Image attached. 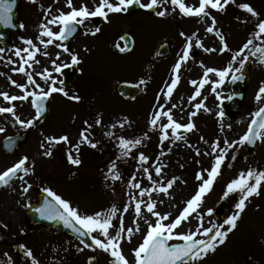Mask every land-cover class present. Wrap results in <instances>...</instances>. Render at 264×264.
<instances>
[{"label": "rangeland", "instance_id": "rangeland-1", "mask_svg": "<svg viewBox=\"0 0 264 264\" xmlns=\"http://www.w3.org/2000/svg\"><path fill=\"white\" fill-rule=\"evenodd\" d=\"M20 1L21 11L18 20L23 25L24 31L20 36H12L8 46L3 47L0 43V48L5 49L4 53H0L3 57L0 59V73H3L0 75V91H6L10 95L22 93L9 82L7 77L10 76L12 80L20 84L26 83L24 75L12 71L13 67H18L19 61V58L14 55V49L27 47L23 39H32L38 44L36 38L40 31L39 25L45 17V9L51 7L53 15L58 14V10L69 11L65 6V0H36V3H32L31 0ZM84 2L92 8L98 0H84ZM141 2L147 3L148 0H141ZM183 2L195 7L199 5V0H183ZM80 3L81 0H74L75 6L79 7ZM240 3H249L260 13V18L264 19V0H236L235 3H229L223 12L209 9L211 16L216 18V28L225 36L229 48L223 53H206L202 48L193 46L190 50L191 58L182 64L179 71V83L170 99L164 97V92L173 77L172 68L178 58L177 54L182 53L184 48L185 39L180 36V33L191 35L195 32L205 47H220L218 38L205 32L206 26L210 24V19L207 17L201 21L197 17L182 16L178 7L175 12H172V5L169 3L163 5L169 10V14L163 18L153 15L147 9L143 12L110 14L107 21L103 19L99 26L101 31L96 35L90 32L85 34L86 31L94 29L92 24L85 23L81 26V32L68 47L70 53H65L55 44L50 45L46 50L42 45H38L41 48V52L36 55L39 64H33L28 70L33 72L37 83L41 84L45 90L48 89L49 84L35 73L48 69L52 79L56 81L55 86L62 87L63 76L61 72L55 71L52 61L55 60L56 64L64 68V65H73L71 54L78 56L80 61L77 64L78 76L73 87L65 90L69 95H79L80 100L78 102L69 100L59 92L53 93L50 96L48 115L43 121L36 122L30 128H23L16 124L9 113L0 114V128L4 129L0 132V147L5 138L23 134L15 155H6L0 148V172L11 167L24 156L29 158L27 166L33 169L28 175L21 170L17 178L0 191V217L4 219V223L0 224V233H8L12 236L9 244L15 246L27 236L24 234V228H29L25 219L29 207H25V204L38 203L37 197L44 188H50L63 199L68 200L81 214L92 215L97 211H106L113 205L122 210L125 204H131L129 211L123 213L124 224L125 227H134L132 223L135 216L134 204L129 197L130 194L138 195L139 189L129 187L128 182L135 174V182H139L142 188L151 189L152 183L141 170L143 167L149 169L152 179L157 184H166L173 177L179 178L167 195L160 192L151 194V198L156 201V211L162 214L171 213L170 219H174L179 214L185 202L199 188L200 181L195 179L196 174L211 168L213 157L204 155L209 151L210 145L219 140L221 147H224L225 139L230 142L238 140L247 131L253 119V113L264 105V98L259 102L255 99L259 88L264 84V63L257 59L259 54L252 56L247 50L244 55L249 57L256 70L249 83L242 108L234 103L229 109V117L224 115L221 108V103L229 97L227 84L231 79V73L225 78L226 82L217 88L216 93L212 91L211 81L217 80L218 77L210 73L209 83L201 89V96L189 102V97L193 96L195 88L199 87L204 67L219 70L230 63L233 64V69L239 67L238 62H232V56L248 39L252 38L251 34L256 30L257 23L256 18L237 6ZM157 10L159 9H155ZM242 21L247 22L242 23ZM53 30L59 29L54 26ZM121 33L130 34L134 41L132 52L124 56L115 54L112 50L115 44L122 46L119 40ZM262 39L264 37L254 40V44H261ZM163 42H167L169 47L174 45L171 52L169 51L167 60L165 57L159 59L155 55L158 49L157 44L160 46ZM44 51L48 52L47 56L43 55ZM57 53H59L58 60ZM22 55L25 54L22 53ZM9 58L17 63H7ZM201 62L204 67H201ZM141 80L145 83L141 84ZM192 80H196L197 85H192L190 83ZM125 81L141 86L143 92L135 100L129 101L118 96L115 88L118 83ZM29 90L39 91L34 86H30ZM158 96L159 100H157ZM30 100L31 98L29 101L11 102V105H15L16 114L25 121L32 119L35 115V109L31 107ZM197 102H202L204 107L196 110L194 104ZM173 104L180 107L172 108ZM11 105L0 97V107ZM158 105H163V110L171 109L173 119L182 124L188 122L190 112L196 111L197 115L192 117L196 126L195 130L186 133L178 132L182 139L174 140L169 129V139L161 143L160 127L168 122L167 118L161 117L155 128L149 124L153 114L159 110ZM220 112H223L222 117L219 115ZM98 115L102 120L99 126L94 124ZM124 118H127V123L121 128L119 125ZM85 121L93 125L89 130L90 139L97 142V147L93 149L87 144H82L79 151L82 162L79 166H74L68 163L67 152L71 149V145L77 143L81 129L86 127ZM113 124L116 127H111ZM221 127H223L222 132ZM109 131L114 133L112 137L105 135ZM65 134L69 137V144L63 142L55 144L52 148V156L42 155L43 149L40 145L45 136L59 137ZM145 134H147L146 137ZM121 136L129 140L140 138L142 142L130 148L127 156H121L117 139ZM201 136L208 141L207 144L201 141ZM256 145L255 153L248 151L246 144L237 145L228 150L227 158L221 167V174L216 178L211 190L205 194L203 203L198 208V212L204 217L205 227L223 222L215 220L213 213L211 216L207 215V210H214L222 199L228 202L226 217L235 212V204L241 194L232 193L225 198L223 193L228 182L249 168L264 170V140H259ZM197 149L201 152L199 156L196 155ZM161 152L164 154L161 155ZM140 153L148 157V161L143 165L137 159ZM73 154L75 155V152ZM233 155L236 156L235 160L231 159ZM112 161L116 162L117 171L121 177L119 180L105 179ZM157 166L162 168L159 177L155 174ZM19 176H25V180L32 185L26 194L21 193L24 180H20ZM140 199L147 202L148 196L145 195ZM142 213L154 223L155 218L146 212L144 205H142ZM113 223L118 224V220L114 219ZM137 223L140 231L136 232L134 228L131 242H121L123 254L129 261L134 260L133 249L142 242L147 231V225L143 219L137 220ZM197 225L196 213H193L189 220L176 231L194 230ZM110 232L114 235L115 229H110ZM48 234L46 230L40 228L32 236L28 235L26 244L27 242L31 244L32 240L37 239V246L40 244L42 246L38 252H32L33 256L39 264H69L67 255L63 254L64 258L62 257L63 248L59 250L58 245L54 244L56 242L50 240ZM176 242L171 241V243ZM78 248L82 247L78 246ZM26 249V247L23 248L22 252L25 253ZM98 251L99 264L113 262V258L108 253L101 249ZM11 253L12 262H15V253ZM88 254L85 249L78 251V260L86 264ZM16 261L19 264H31V259L26 256ZM200 264H264V186L261 187L259 196L250 197L246 201V209L238 221V227L229 234L226 243L219 246L214 254L209 253Z\"/></svg>", "mask_w": 264, "mask_h": 264}, {"label": "snow or ice", "instance_id": "snow-or-ice-1", "mask_svg": "<svg viewBox=\"0 0 264 264\" xmlns=\"http://www.w3.org/2000/svg\"><path fill=\"white\" fill-rule=\"evenodd\" d=\"M16 0H0V24L5 27L12 26V10L15 6ZM32 3H36V0H31ZM236 0H199L198 7L186 5L183 0H148L147 3H142L141 0H98L92 8L88 6L84 0H81L79 7L75 6L74 0H65V6L69 11L64 12L63 10H58V14L53 15L51 7L45 9L44 20L39 25V33L37 35V41L34 42L32 39H23V43L27 45L24 48H15L14 55L19 58L18 67H13L12 71L15 73L22 74L26 77V83L20 84L17 81L12 80L11 77H7L9 82L20 90L21 95H10L6 91H0V97L4 101L11 105L13 101H29L32 108L35 109V115L32 119L23 120L19 115L16 114L15 105L0 107V114L9 113L15 120L16 124H19L23 128H30L36 122H38L45 111V101L52 96L53 93H61L69 100L79 101V95H69V93L63 87H56V81L52 79L51 73L48 69H44L42 72L35 73L36 76H40L45 83L49 84L48 89L45 90L41 84L37 83L34 78L33 72L28 69L32 68L33 64H39L36 59V55L41 52V48L38 45H42L43 49H48L50 45L55 44L57 48H62L65 53H70V49L65 46L62 42L69 39L77 31L78 26H83L86 22H89L91 18L102 17L105 21L108 20L110 14L124 13L127 12L131 6L134 4L139 5L142 9L154 10L155 15L158 17H165L169 14V10L163 5L171 4L172 12H175L177 7L182 16L185 17H197L201 21L205 17L210 19V24L205 28L206 33L213 34L219 40L220 47H205L202 41L197 38V33H192L187 35L184 32L180 33L181 37H184L185 44L182 53H178L177 60L172 68L173 77L171 78L170 84L167 85V90L164 92V97L170 99L173 90L177 87L179 83V71L182 64L186 63L190 57V50L193 46L202 48L206 53L220 52L228 50L229 46L226 42V38L223 33L216 28V18L211 16L209 9H214L216 11L223 12L229 3H235ZM240 9L246 11L251 15V17L256 18L257 23L255 24V31L251 34L250 39H248L242 47L233 54L232 62H238L239 67L233 69V64L230 63L223 69H215L211 67H204L201 62V67H204V72L202 78L199 80V87L195 88V94L189 97V102L196 100L197 97L201 96V89L207 83H209V74L213 73L217 80L211 81L212 91L216 93L218 87H220L224 82L225 78L231 73V82L241 79L240 75L244 67L245 62L249 59L244 52L247 50L252 56H257V59L264 63V39L261 40V44H254V40L261 39L264 37V19L260 18V13H258L249 3H240L237 5ZM247 21H242L246 23ZM58 27V31H54L53 27ZM23 27V25H21ZM101 31L99 26L94 27L85 34L96 35ZM121 39H125L123 36ZM60 42V43H57ZM251 46V47H250ZM120 52L131 51L128 43L125 42L124 46L121 47L119 44L116 45ZM5 49L0 48V53H4ZM24 53L25 55H22ZM43 55L47 56L48 52L44 51ZM0 59H3L0 56ZM56 59H59V53H57ZM7 63L16 64L17 62L12 61L10 58ZM71 63L73 65L80 63L79 58L75 54H71ZM53 67L56 72L62 71V66L56 64V61H52ZM27 65V68H26ZM69 65H64L67 67ZM3 75V73H0ZM50 82V83H49ZM62 83V81H61ZM141 84L145 81L141 80ZM192 85H197L196 80L190 82ZM30 86H34L35 89L39 91L29 90ZM163 91V90H162ZM219 99V94H217ZM232 97L229 96L228 99ZM264 98V84L259 88L255 99L257 102ZM160 97H157L159 100ZM180 107V105L173 104L172 108ZM204 107L202 102H197L194 104L196 110ZM158 109L149 120V124L155 128L161 117L167 118V123L160 127L161 143L169 139L168 130H171V135L174 140H180L182 137L178 134L179 130L191 132L195 130V124L192 121V117L197 115L196 111H192L189 114L187 123H179L173 119L172 110H163V105H158ZM208 110V109H205ZM210 111V110H209ZM219 115L222 117L223 112ZM253 119L248 125L247 131L239 137L238 140L228 141L224 140V147H221L220 141H214L209 148V151L205 152L204 155H209L213 157V163L210 169H205L203 172H198L195 179L200 181V185L195 194L185 202V206L179 212V214L174 218L170 219L171 213H161L156 211V201L151 198L152 192H160L165 195L168 194L169 189H171L178 177H173L169 179L166 184H157L156 181L152 179V175L149 173L147 167H143L141 170L147 176V179L152 183V188H142L139 182L136 181V176L133 174L128 182L129 187L139 189L138 195L130 194V201L134 204L135 216L132 221L134 227H125L123 213H127L131 204H125L122 208H117L113 205L106 211H97L92 215L81 214L77 208L72 207L70 202L63 199L61 196L53 192L50 188H44L43 191L51 199H46L43 206L35 209L39 213L40 217L47 220H59L62 221L65 227L71 228L74 232L78 233L80 236H90L92 244L97 248L108 253L112 258L113 262L111 264H200L209 253H215L217 248L224 245L230 233H232L238 227V221L241 219L242 214L246 209V201L250 197L259 196L260 189L264 186V170H256L249 168L247 171H242L238 174L237 178L232 179L226 184V190L223 196L226 198L232 193H240V198L235 204V212L232 215L227 216L222 223L212 224L211 226H204V217L198 212L199 206L203 203V197L208 193L216 178L221 174V167L224 164L227 153L229 149L234 148L237 145L244 144H255L258 140H264V107H260L255 113H253ZM102 120L98 115L94 121V124L101 125ZM127 123V118H124L120 122V127H124ZM85 128L81 129L79 134V139L76 144L71 145V149L67 152L68 163L74 166H79L81 164V159L79 157V151L82 144H87L91 148L95 149L97 147V142H93L90 139L89 130L93 127L92 124H88L87 121L84 122ZM111 127H116L115 124ZM231 127V126H229ZM4 129L0 128V132ZM220 131H223L221 127ZM106 136L112 137L114 133L106 132ZM147 134H145L146 137ZM119 143L118 147L120 149L121 156H127L129 154L130 148H134L141 144V139H125L124 137L117 138ZM201 141L208 143L203 136L200 137ZM12 143L13 141H9ZM69 144V137L65 134L59 137L55 136H45L44 140L41 142V149H43L42 155L46 157L52 156V148L55 144L59 143ZM75 152V155L73 154ZM164 153L161 152V155ZM196 155H201L199 149L196 150ZM138 161L141 165L148 161V157L144 153L138 155ZM232 160L236 159V156L231 157ZM29 164V158L24 156L18 160L11 167L6 168L0 172V187L9 186L10 181L17 178V173L21 170L25 175L32 172V167L27 166ZM231 167V165H229ZM162 168L155 167V174L157 177L161 175ZM206 173V178H205ZM20 180H24V185L21 188V193L26 194L32 187L25 180V176H19ZM105 179L119 180L121 179L119 172L117 171L116 162L112 161L109 165L108 174ZM148 196L147 202L140 197ZM163 203V201H161ZM142 205L146 209V212L155 218L154 223L145 217L142 213ZM25 207H31V204H25ZM196 213V218L198 225L194 230H186L183 232L176 231L182 226L184 222L189 220V217ZM207 215H212V209L207 210ZM117 219L118 224H114L113 220ZM143 219L144 223L147 225L146 234H144L142 242L133 249L134 260L129 261L123 254L121 248V242H131L134 228L136 232L140 231L139 224L137 220ZM167 221V222H166ZM6 227V226H5ZM110 229H115V234L110 232ZM96 233V235H92ZM170 241H177L176 243H169ZM81 244L84 248H88L91 245L85 243L81 240ZM24 247V246H21ZM77 251H83V248H77ZM7 257L8 254L4 253ZM25 256L31 259V264H39V261L33 256L30 249L25 250ZM7 264H12L11 258H8Z\"/></svg>", "mask_w": 264, "mask_h": 264}, {"label": "water", "instance_id": "water-1", "mask_svg": "<svg viewBox=\"0 0 264 264\" xmlns=\"http://www.w3.org/2000/svg\"><path fill=\"white\" fill-rule=\"evenodd\" d=\"M20 8V4L19 1L16 0L15 2V6L13 7L12 10V26L10 27H5L3 24H0V40L4 45H8L9 44V37L11 34H20L22 31L20 30V26L18 25V15H19V9ZM140 7L139 5L134 4L133 6H131V8L128 10V12L131 11H136L139 10ZM92 21L98 25L99 21H96V19H92ZM80 27H77V31L73 34V36L69 37V39L65 40V42L67 44H69L71 42V40L73 39V37L79 32ZM122 37V36H121ZM123 37L125 39H123L122 41L127 42L129 47L132 49V45H133V40L132 38L127 35V34H123ZM114 51L118 52V53H126V52H120L119 49L114 46ZM128 52V51H127ZM167 52V48H166V44L164 46L161 47V49L159 50L158 54L160 57L165 56ZM76 67H69L66 69H63V74H64V83L63 86L66 88H70L72 87L73 83H74V79H76L77 77V73L78 71L76 70ZM255 70V66L252 65V62L250 60H247L244 64V67L242 69V72L237 74L240 75L242 78L239 80H236L234 82H230L229 83V87H230V94H231V99H228L227 101H225L222 105V108L225 111V115L229 117V112H228V108L229 106L234 103V102H238V104H240V106H242V103H244L245 100V95L247 92V87H248V83L252 77V74ZM240 88V92L237 91V89ZM118 93L124 97L125 99H131L134 100L136 99V97L140 96L142 90L141 88H139V86H135L133 84H129V83H121L118 85V87L116 88ZM49 102L50 99H47L45 101V111L43 113V115L41 116L40 120H43L49 111ZM23 139V136L20 135H16L15 137L8 138L4 141L3 143V149L8 153V154H13L16 150H17V145L18 143ZM13 141L12 143H10L9 141ZM257 144V142L255 143ZM255 144H248V149L249 150H254L256 148ZM18 174V173H17ZM11 182V181H10ZM6 186L0 187L4 188ZM46 199H51V197H48L47 194L45 192H42L39 195V203L38 204H32L30 209H28L29 211L26 214V217L29 222L30 225V230L28 231H33L34 228L38 225H44L47 227V229H52L53 231H55L56 233H62L64 231L69 232L70 234L79 237V239L84 240V242L88 243L89 242V237L87 235L84 236H80L78 233L74 232L71 228L65 227L62 221L59 220H47V219H43L40 217L39 213H37L35 211L36 208L43 206L44 201ZM227 209V201L223 200L222 202H220L217 206H216V210L214 211V215L216 217V219H218L219 217L223 218L226 214V210ZM90 264H96L94 262V260L90 261Z\"/></svg>", "mask_w": 264, "mask_h": 264}, {"label": "flooded vegetation", "instance_id": "flooded-vegetation-1", "mask_svg": "<svg viewBox=\"0 0 264 264\" xmlns=\"http://www.w3.org/2000/svg\"><path fill=\"white\" fill-rule=\"evenodd\" d=\"M25 219H26V215H25ZM0 224L4 223V219L2 217H0ZM6 224V223H5ZM43 229V230H46L49 234V237H50V240H53L55 245H58V248H63L62 250H64V253L69 257V260L71 261L70 264H82V262H80L78 259V251H77V248L78 246L79 247H82L83 249H85L89 254H88V258H91V257H95L96 259V263L99 264V257H100V253H99V248H97L96 246L94 248H91L88 247V248H84V245L81 244V242L78 240V239H75L74 237L68 235L67 233H62V234H55L53 231L51 230H47L46 227L44 226H38L35 228V230L32 232V233H29L28 228L26 229V227L24 228L25 232L24 234L27 235L26 237H24L20 243L16 244L15 246H13L12 244H9L8 242H11L12 241V236L9 235L8 233H0V264H7V261H8V258L4 256V253H7L8 256L11 258V261H12V253H15V262H12V264H19L17 263L16 259H20L21 257H24L25 256V253L22 252L23 251V248H27V249H30V250H33L32 252H38V249L41 246V244L39 246L38 245V242H37V239H34L32 240L33 243L29 244L27 242V244L25 243V240L28 238V235L29 236H32L33 233L36 232L37 229ZM19 241V240H18ZM73 241V242H71ZM76 243H75V242ZM53 243V242H52ZM21 246H24V247H21ZM87 262V261H86Z\"/></svg>", "mask_w": 264, "mask_h": 264}, {"label": "bare ground", "instance_id": "bare-ground-1", "mask_svg": "<svg viewBox=\"0 0 264 264\" xmlns=\"http://www.w3.org/2000/svg\"><path fill=\"white\" fill-rule=\"evenodd\" d=\"M205 22H206V20H205ZM211 39V38H210ZM21 77V76H20Z\"/></svg>", "mask_w": 264, "mask_h": 264}]
</instances>
